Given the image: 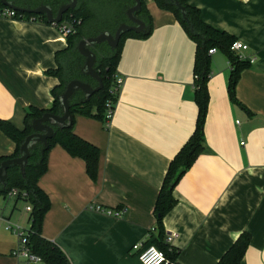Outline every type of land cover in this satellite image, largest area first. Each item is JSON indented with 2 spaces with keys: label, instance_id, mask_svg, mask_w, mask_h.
<instances>
[{
  "label": "crops",
  "instance_id": "obj_1",
  "mask_svg": "<svg viewBox=\"0 0 264 264\" xmlns=\"http://www.w3.org/2000/svg\"><path fill=\"white\" fill-rule=\"evenodd\" d=\"M144 2L152 31L122 41L117 78L123 83L110 122L75 117L74 132L100 151L97 179L82 158L56 145L39 180L51 202L42 235L71 264H142L140 254L158 236L155 210L170 165L195 131L197 45L173 13L155 0ZM191 4L207 25L247 45L244 55L254 62L241 73L236 105L228 92L229 57L219 49L210 55L205 150L175 187L177 203L163 222L165 237L175 236L172 264H219L243 233L251 240L240 264H264V0ZM119 26L105 32L115 34ZM67 47L58 24L0 19V120L23 130L28 109L51 108L60 82L47 71L57 68L56 54ZM15 150L0 131V157ZM18 205L2 210L27 229L30 213L17 214ZM18 247L17 235L1 229L0 264H27L14 255Z\"/></svg>",
  "mask_w": 264,
  "mask_h": 264
},
{
  "label": "trees",
  "instance_id": "obj_2",
  "mask_svg": "<svg viewBox=\"0 0 264 264\" xmlns=\"http://www.w3.org/2000/svg\"><path fill=\"white\" fill-rule=\"evenodd\" d=\"M8 1L23 9H35L42 5H47L53 9L54 13H57L59 8L67 3L66 0ZM92 1L78 0L77 7L68 11L63 17V21L73 23L75 31L67 37V49L56 54L57 68L47 71L48 74L58 78L60 82L52 90L54 101L51 108L47 110L28 109L25 112V128L23 130L16 128L9 121L0 120V131L16 144V150L12 157H0V167L4 161L18 158L21 155L20 149L22 144L33 133L32 122L34 120L41 118L46 113L54 115L63 114L60 107V96L71 81L80 80L90 84L93 88L98 86L97 81L83 73L85 58L81 56L77 49L81 40L87 37H96L102 32L109 30L110 24L108 27L101 24L91 27L93 24L91 25L90 23L96 16L90 6ZM106 1L108 6L114 8L112 14L114 15L113 24L132 25L127 18V12L135 5L134 0ZM155 1L160 9L169 11L175 15L187 34L197 45L194 66V101L198 107V116L195 131L172 161L163 188L160 191L155 210L158 236L153 244L162 250L171 262H175L178 253L166 243L163 222L165 216L177 203L173 195L175 187L205 150V123L210 99L208 83L211 76L209 51L214 48L219 49L229 57L231 74L228 92L231 101L236 105H241L237 100L236 86L242 71L250 66V62L241 60L236 53L230 50L232 44L235 42V38L224 31H219L207 25L201 18L200 10L191 4L192 0H177L181 7L185 9V16H183L182 11L172 0ZM141 3L142 7L136 13V16L145 23L147 33L128 32L123 35L118 47L115 49H112L106 43L89 47L97 57L94 69L102 80L103 88L93 94L88 102H85L86 96L84 92L78 90L70 100V125L65 128L54 126V136L48 140L47 146L40 142L34 143L30 147V157L25 166L24 174L20 166L11 165L7 172L8 178L6 184L0 185V198L2 199L6 200L9 193L13 190L17 191L14 208H17L19 202L31 206L29 228H27L28 248L33 254L42 259L43 264H71L62 249L42 235L43 221L51 207V202L47 193L39 186V180L48 169L49 152L54 146L60 145L71 156L82 158L85 161L88 176L94 181L97 179L100 151L98 147L84 140L74 132L75 117L76 115H82L106 123L108 110H113L120 91V89H117L116 82L122 41L128 36L147 37L152 31V17L146 10L144 0H141ZM4 7L2 0H0V8ZM16 15L20 20L40 19L48 23L46 17L43 15L21 12H16ZM109 21L110 19L106 17L101 22L105 23ZM58 26L60 25L58 24ZM250 240V235L243 233L221 258L219 264H240L249 247Z\"/></svg>",
  "mask_w": 264,
  "mask_h": 264
},
{
  "label": "water",
  "instance_id": "obj_3",
  "mask_svg": "<svg viewBox=\"0 0 264 264\" xmlns=\"http://www.w3.org/2000/svg\"><path fill=\"white\" fill-rule=\"evenodd\" d=\"M135 5L131 7L127 14L131 19L132 25L122 24L118 27L115 34H110L107 32L101 33L97 37L86 38L79 42L78 51L85 57L86 62L83 68V72L92 77L95 81L98 82V86L93 88L90 84L85 83L80 80L71 81L64 93L60 96V107L63 111L62 115H54L51 113L44 114L41 118L36 119L32 122L33 133L29 135L24 143L21 146L20 153L21 155L18 158L8 159L1 164L0 167V185H5L8 178V169L11 165H18L21 168L22 173L25 172V166L30 157V147L37 142L43 143L45 146L48 145V140L54 136V126L59 128L68 127L71 123V113H70V100L73 95L81 90L84 92L86 99L85 102H88L93 94L100 91L103 88L102 80L94 69L97 57L90 50V46L108 43L112 49L118 47L121 38L124 34L128 32H135L138 34H146V26L143 21H141L136 13L141 9L142 3L141 0H134ZM175 5L182 11L183 16H185V9L181 7L177 0H172ZM2 3L5 7L10 8L13 11L28 13L34 15H43L46 17L48 23L59 24L63 21L64 15L77 7L78 0H70L69 4L62 5L57 13H54L53 9L47 5H42L35 9H23L15 6L8 0H2Z\"/></svg>",
  "mask_w": 264,
  "mask_h": 264
},
{
  "label": "built area",
  "instance_id": "obj_4",
  "mask_svg": "<svg viewBox=\"0 0 264 264\" xmlns=\"http://www.w3.org/2000/svg\"><path fill=\"white\" fill-rule=\"evenodd\" d=\"M0 19H14V20H20V18L17 17L16 12L11 10L10 8L4 7V8H0ZM59 29L61 31V33L65 36L68 37L69 35L73 34V32L75 31L74 25L73 23H69L68 21H62L61 23H59ZM232 52L236 53L241 60L244 61H249L250 63H253L254 60L251 59L249 60L245 55L244 52L248 50V46L239 42V41H235L230 49ZM217 51V49H211L209 51V55H212L213 53H215ZM123 80L120 78H117V89L119 90L122 86ZM113 115V110L109 109L107 116H106V122H110L111 118ZM17 196V191L13 190L11 193H9L8 197L6 200H11L14 199ZM5 200V199H4ZM26 211L27 212H31L32 208L31 206L27 205L26 206ZM96 211L105 213L109 216H115V217H121L122 213L119 211H112V210H104L101 208H96ZM1 229H5L8 230L14 234L17 235V237L19 238V247L18 249L14 252L15 256L18 257H23L27 260V264H43L42 259L33 254L29 248H28V238H27V229L21 228L18 225L13 224L9 219H7V217L4 214V211L0 208V230ZM154 235V231L152 233ZM175 236L171 235L168 236L166 238V243L168 245H171V243H173ZM142 245L138 244V245H134L133 247V251H138L140 250ZM140 261L142 264H172L173 262H171L167 256L165 255V253L160 250L157 246H155L154 244L146 247L143 252L140 254L139 257Z\"/></svg>",
  "mask_w": 264,
  "mask_h": 264
},
{
  "label": "rangeland",
  "instance_id": "obj_5",
  "mask_svg": "<svg viewBox=\"0 0 264 264\" xmlns=\"http://www.w3.org/2000/svg\"><path fill=\"white\" fill-rule=\"evenodd\" d=\"M90 6L92 7V10L94 11V13L96 14L95 19L92 20V22L90 23L91 25L93 24V26L91 27H95L98 26V24L100 25H106L108 27V25H113V19H114V15L113 14V10L114 8L111 6H108V3L106 0H93L90 3ZM128 15V14H127ZM106 17L108 19H110L109 22H105L102 23V20H105ZM128 20L131 22V19L127 16ZM107 45H109L108 43H106ZM14 200H4L2 198H0V208L3 209L4 206H12L14 205ZM25 204L24 203H19L18 205V210H17V214L20 211H23L24 215H27V212L25 211ZM6 213H9V209L7 208Z\"/></svg>",
  "mask_w": 264,
  "mask_h": 264
}]
</instances>
